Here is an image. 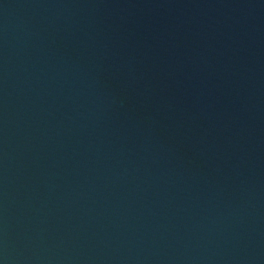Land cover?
<instances>
[{
  "label": "water",
  "instance_id": "95a60500",
  "mask_svg": "<svg viewBox=\"0 0 264 264\" xmlns=\"http://www.w3.org/2000/svg\"><path fill=\"white\" fill-rule=\"evenodd\" d=\"M0 264H264V0H0Z\"/></svg>",
  "mask_w": 264,
  "mask_h": 264
}]
</instances>
